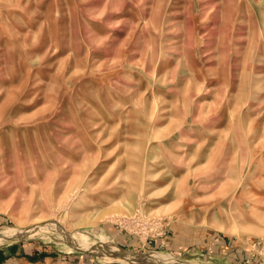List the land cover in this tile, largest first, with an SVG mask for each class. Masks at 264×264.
Returning a JSON list of instances; mask_svg holds the SVG:
<instances>
[{"label":"rangeland","instance_id":"374dc122","mask_svg":"<svg viewBox=\"0 0 264 264\" xmlns=\"http://www.w3.org/2000/svg\"><path fill=\"white\" fill-rule=\"evenodd\" d=\"M19 241L264 264V0H0V248Z\"/></svg>","mask_w":264,"mask_h":264},{"label":"crops","instance_id":"0c3cea01","mask_svg":"<svg viewBox=\"0 0 264 264\" xmlns=\"http://www.w3.org/2000/svg\"><path fill=\"white\" fill-rule=\"evenodd\" d=\"M161 241L163 244L166 242L165 239ZM169 243L170 242H168L167 245H169ZM187 243L189 245L191 241ZM191 246L192 247L189 248L187 252L197 253L198 250L197 247L194 245ZM172 247H174V243L172 244ZM215 247L216 245L213 246L212 248L208 247L206 250H203L201 248V251L203 253L202 255L205 259H207L206 260L207 262H209L208 261L209 258L213 257L214 255L213 251L215 250ZM217 250L220 251L222 257L228 263L231 261L230 255L228 254L230 250L228 249L227 244H225V246L224 245L221 246V248L220 249L218 248ZM177 253L180 254L179 251H177ZM186 263H189V261ZM0 264H97V263H94V259L91 256L82 252L61 250L55 246H50V245L44 247L42 246L38 247L26 241H19V242H14V244H11V247L7 250L4 247L0 248ZM141 264H148V263H141Z\"/></svg>","mask_w":264,"mask_h":264},{"label":"bare ground","instance_id":"6f19581e","mask_svg":"<svg viewBox=\"0 0 264 264\" xmlns=\"http://www.w3.org/2000/svg\"><path fill=\"white\" fill-rule=\"evenodd\" d=\"M132 258V257H131Z\"/></svg>","mask_w":264,"mask_h":264}]
</instances>
